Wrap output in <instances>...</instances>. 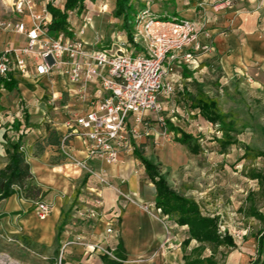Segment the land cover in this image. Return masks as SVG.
<instances>
[{
  "label": "crops",
  "instance_id": "obj_1",
  "mask_svg": "<svg viewBox=\"0 0 264 264\" xmlns=\"http://www.w3.org/2000/svg\"><path fill=\"white\" fill-rule=\"evenodd\" d=\"M152 1L148 4L149 10L156 11V16L159 18L187 19L198 23L199 50L195 51L192 46L187 47L178 53L175 61L167 59L164 67L171 68L167 80L171 81L174 90L182 92L185 98L183 101L191 110L190 113L186 112V119L188 120L189 115H192L193 119H201L205 127L207 124L206 128L210 131L214 130L216 135L222 134L225 131L218 123L206 120L198 109L190 107L186 93L195 94L197 90H201L210 99L216 101L210 93L212 85L222 88L223 93L229 96L231 92L241 87L264 85V1L227 0L229 3L227 5L223 3L226 0H219V2L217 0ZM147 2L148 0H140L141 7L145 8ZM90 4H92L91 1ZM114 4L115 0L112 3L113 7H115ZM0 7L2 8L0 19H23L28 25L30 24L29 18H19L10 12L8 0H3ZM62 7L63 5L55 8ZM94 9L85 3L82 13H77L76 16L67 20L69 24L74 21V17L79 19L68 25V28L76 32L82 26L83 18L89 20L90 25L86 27L82 35V39L88 43V48L94 45V39L101 29L100 18L91 16ZM24 43V35L0 30V51L4 48H15ZM106 47L102 46V48ZM133 49L135 53L138 52L135 45ZM187 53L193 54L195 64L184 60V55ZM10 75L18 81V84L13 90L4 89L2 86L0 89V103L3 108L0 111L2 115L0 117V170L5 168L9 161L6 148L20 141L21 152L29 165L32 179L44 195L37 200H31L24 198L19 191H16L0 201V256H10L14 263L20 262L22 259L19 257L16 246L19 244L25 246L30 252L27 261H36L35 264H55L60 253L67 264H104V259L109 257L87 252V248L81 244L71 243L80 237L85 243L106 241L110 248H114V254L119 249L122 256V259H119L121 264H183L184 256L194 257L192 250H198L200 244L192 240L184 246V241L189 238L188 226L177 224L156 207L155 184L135 155L133 161L128 159L130 155L120 153L115 164L108 165L87 158V144L82 137L73 134L69 138L70 151L74 159L86 162L88 168L104 175L113 183L115 189L104 186L86 170L76 166L73 161L63 159L59 163H52V159L61 154L56 146H47L42 154L34 156V145L47 137L46 127L49 126L50 130L64 136L68 131L67 119L39 118L34 101L43 99L44 94L39 95L38 91H30L22 87L19 80V77H22L19 74L13 72ZM197 76H201L200 79ZM215 76H217V82H209V77ZM204 79L206 81L202 83ZM40 82L49 83L43 90L49 93L50 98L55 99L56 102L59 101L58 103L64 98V102H67L64 107H73L74 110H79V113L86 110V105L79 101H69L68 98H74L70 92L72 87L62 77L43 78ZM192 88H195L196 92L191 90ZM20 95L24 101L17 99ZM164 102L166 110V100ZM216 104L223 113L228 115L229 120L235 122L236 128L237 120L222 110L217 101ZM172 109L179 113L177 106ZM20 112H23L21 117ZM148 115L146 114L142 121ZM172 115L174 118H170L171 122L176 119L175 114ZM130 121L133 125L131 119ZM180 132L183 131H173L176 138L180 137ZM184 146L192 154H199V147L197 152H193L187 145ZM140 152L146 157L141 150ZM146 158L157 164L153 159ZM135 161H139L142 168L136 169ZM157 165L167 185L177 194L194 200L201 211L197 198L189 195L190 192H186L182 185L177 184V173L173 171L175 178L169 181L171 167L167 166L164 171H161L160 164ZM183 176H186V170L179 174V177ZM173 180L177 182L175 186L177 185L178 188L170 185ZM182 189L183 193H179L178 191ZM116 190L127 195L129 200L123 199ZM95 199H99L102 203L100 217L91 219L88 217V210L94 206ZM39 202L49 206V212L43 217L37 210ZM252 208L255 209L250 204L243 210L247 217L255 220L257 218L250 215ZM201 213L203 214L202 211ZM203 215L219 219L218 213H216L217 216ZM257 221L261 223L260 220L257 219ZM108 227H112L113 235L106 234ZM219 232L223 234L227 231H221L219 228ZM259 234H264V224H261L257 231L250 232L252 252L248 256L247 264L256 258ZM193 243L196 245L194 246ZM234 243L236 245L235 240ZM205 250L210 251L207 247L204 248L201 256L207 258L209 256L203 255ZM3 264L6 262L4 261Z\"/></svg>",
  "mask_w": 264,
  "mask_h": 264
},
{
  "label": "built area",
  "instance_id": "obj_2",
  "mask_svg": "<svg viewBox=\"0 0 264 264\" xmlns=\"http://www.w3.org/2000/svg\"><path fill=\"white\" fill-rule=\"evenodd\" d=\"M10 12L23 19L2 20L0 30L25 36V43L15 48L0 51V78L17 73L22 78L37 82L43 78L60 76L72 87V96L86 105L82 113H74L67 121V133L62 137L58 150L66 160L86 170L104 186L113 188L107 178L88 168L86 162L74 159L69 146L73 134L82 137L87 144V158L113 165L120 153L131 154L134 151V126L141 124L146 114L158 116L163 120L165 110L163 98L174 92L173 84L167 80L171 68L164 67L167 59L175 61L178 53L187 47L199 50L198 23L187 19L162 20L143 10L136 17L132 43L143 48L141 54L126 52L123 42L113 53L111 49L88 48L82 35L89 20L82 19L79 30L68 28V33L60 32L50 37L47 26L52 16L48 5L61 7L64 0H46L42 4L37 0H8ZM219 2V0H217ZM264 1V0H262ZM228 3V1H223ZM76 12H68V18ZM94 45L97 43H93ZM186 62L196 63L191 53L184 55ZM176 113L174 109L171 114ZM132 124L131 125V121ZM22 151V148H20ZM118 194L125 200L129 197ZM101 201L94 200V206L88 210V217H100ZM41 217L49 212L44 202L37 203ZM107 235H113L112 227L106 229ZM78 237L72 244H81L87 252L99 253L120 262L106 241L85 243ZM59 254L55 264H67Z\"/></svg>",
  "mask_w": 264,
  "mask_h": 264
},
{
  "label": "rangeland",
  "instance_id": "obj_3",
  "mask_svg": "<svg viewBox=\"0 0 264 264\" xmlns=\"http://www.w3.org/2000/svg\"><path fill=\"white\" fill-rule=\"evenodd\" d=\"M37 1L45 2L46 0ZM150 1L148 0L145 8L141 7L140 1L134 3L137 14L129 27L130 33L134 31L136 17L143 10L148 8L149 14L158 18L156 11L149 10ZM85 3L89 4L90 8H95L91 12V16L94 15L101 20L100 32L93 42L97 44L92 46L94 49L108 46L107 48L114 53L119 44L123 42L126 44V52L136 49H133L134 44L122 26L123 18L113 17L115 8L112 5L113 0H87ZM1 4H3V0H0V6ZM0 10H2L1 7ZM160 19L171 20L172 18ZM75 20L79 19L74 17V21L69 24H73ZM135 47L138 51L135 55L144 51L140 45ZM200 77L197 76L198 79ZM216 78L217 76L209 77V82H217ZM19 80L22 87L30 91H38L37 94L39 95L44 94V98L38 99V102L33 100L39 118L46 120L47 117L52 120L56 117H62L69 121L74 113H79V110H74L73 107H64L67 103L64 102V98L60 103L50 98L49 93L44 91L46 84H49L48 82H28L20 77ZM205 81L206 79L202 83ZM211 87L210 93L212 97H215L220 108L237 120L235 131L222 132V134L216 135L214 130L210 131L206 128L208 127L207 124L205 127V123L201 119H193V116L189 115L187 120L186 112L190 113L191 110L183 101L185 98L182 96V92L179 93L178 90H174L168 98H163L166 100V110L163 112L164 114L162 113V121L158 120L157 115L149 114L141 124L134 126L133 145L139 148L146 157L160 164L161 171L170 166L169 181L175 178L173 171L177 173L178 180V183L173 180L170 185L175 188H178L177 185L175 186L176 183L182 185L186 192H190L189 195L196 197L203 214L210 216L219 214V228L221 231H227L233 237L236 248L220 247L214 256L217 264H247L248 256L252 252L250 232L257 231L262 222L259 223L257 219L253 220L247 217L243 209L251 204L258 213H264V178L253 177L256 173L264 176V85L251 88L241 87L239 90L231 92L230 96L223 93V89L220 87L216 88L215 85ZM191 90L196 92L195 88ZM17 99L24 101L21 95ZM68 99L70 102L76 101L75 98ZM174 106L179 108V113H174L176 119L171 122L170 118H174L173 115V117L171 116V110ZM22 115L23 112H20V117ZM33 116L35 115L33 114ZM169 124L190 134L198 144L199 154L194 155L186 146L177 143L175 141L176 134L173 133ZM218 140L228 145L221 146ZM128 155H130L128 159L135 160L134 151ZM135 164H137L136 169L142 168L139 161H135ZM185 170L186 176L179 177V174ZM108 182L113 187L112 189H115L113 183L109 180ZM178 192L183 193V189ZM193 244L196 245V243ZM16 246L22 260L14 263L10 256L3 255L0 256V263L3 264L5 261L6 264H35L36 261H27L30 252L26 250L25 246L19 244ZM203 255L210 256L211 253L205 250Z\"/></svg>",
  "mask_w": 264,
  "mask_h": 264
},
{
  "label": "trees",
  "instance_id": "obj_4",
  "mask_svg": "<svg viewBox=\"0 0 264 264\" xmlns=\"http://www.w3.org/2000/svg\"><path fill=\"white\" fill-rule=\"evenodd\" d=\"M64 1V5L61 9L55 8L51 4L48 5V10L52 15L51 23L47 26V32L50 37H55L60 32L69 34L67 13L72 11L80 14L84 11L86 0ZM139 1L140 0H115L113 17L123 18L122 26L130 39L131 33L129 27L134 22L135 15L137 14L134 3H139ZM17 84L18 81L10 74L7 78H0V89L2 86L4 89L13 90L16 89ZM186 97L190 102V107L192 109H198L206 120L218 123L220 128L227 133L234 131L235 122L229 120L228 115L218 108L216 101L210 99L201 90H197L195 94L188 92L186 93ZM2 109L0 103V111ZM46 131V139L34 145V156L42 154L47 146H60L63 136L58 135L54 130H50L49 126L46 127ZM172 131L179 132V130L174 127H172ZM175 141L187 145L190 150L197 152L198 144L194 141L192 136L180 132V137L175 138ZM219 143L223 146L228 145L222 141H219ZM20 147L21 144L20 141H18L6 148L9 161L5 168L0 170V201L8 198L16 191H19L24 198L31 200H37L44 195L41 188L32 179L29 165L26 162L23 152L20 151ZM134 155L144 165L148 177L155 184L156 207L161 209L165 215H168L177 224L188 226L189 238L184 241V246H187L192 240L200 244L198 250H192L194 257H191V255L184 256L183 264H217L214 256L220 247L234 248L236 246L233 237L227 232L223 234L220 233L218 219L203 215L199 205L194 200L187 199L171 189L167 185L164 176L160 175L158 165L144 157L136 146H134ZM63 159H65L64 156L60 154L59 157L52 159V163H59ZM253 177L264 178V176L257 173L254 174ZM250 215L256 217L264 224V214H260L252 208ZM206 247L211 253L207 258L201 256V252ZM115 255L118 259H122L119 249L118 251L116 250ZM262 255H264V234H259L256 258L250 264H264V259L261 258ZM104 264L121 263L105 258Z\"/></svg>",
  "mask_w": 264,
  "mask_h": 264
}]
</instances>
